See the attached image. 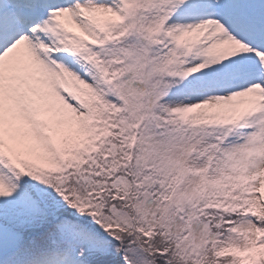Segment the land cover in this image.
Instances as JSON below:
<instances>
[{"label": "snow or ice", "instance_id": "6c2138e0", "mask_svg": "<svg viewBox=\"0 0 264 264\" xmlns=\"http://www.w3.org/2000/svg\"><path fill=\"white\" fill-rule=\"evenodd\" d=\"M0 264H264V0H0Z\"/></svg>", "mask_w": 264, "mask_h": 264}]
</instances>
